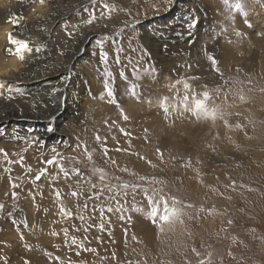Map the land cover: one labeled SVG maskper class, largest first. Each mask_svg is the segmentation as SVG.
Instances as JSON below:
<instances>
[{
  "label": "rangeland",
  "instance_id": "rangeland-1",
  "mask_svg": "<svg viewBox=\"0 0 264 264\" xmlns=\"http://www.w3.org/2000/svg\"><path fill=\"white\" fill-rule=\"evenodd\" d=\"M92 5L77 10L69 32L107 24L106 31L89 41L68 80L89 102L98 80L112 92L100 98L102 130L79 124L58 152L35 153L49 158L32 180L42 164L18 162L25 173L10 178L0 197L7 206L0 208V264H264V12L234 8L231 22L206 41L212 23L223 24L212 0ZM201 38L211 44L219 80L190 82L186 69H175L173 60L191 47L200 51ZM171 50L166 69L155 59ZM140 70L153 79L154 110L135 120L127 98ZM184 80L190 89L178 83ZM205 91L214 120L191 110ZM164 201L179 210L169 222L159 219Z\"/></svg>",
  "mask_w": 264,
  "mask_h": 264
},
{
  "label": "bare ground",
  "instance_id": "bare-ground-1",
  "mask_svg": "<svg viewBox=\"0 0 264 264\" xmlns=\"http://www.w3.org/2000/svg\"><path fill=\"white\" fill-rule=\"evenodd\" d=\"M52 1L57 2V5ZM212 1L215 6L214 12L216 11L219 19L223 20V27L221 24L218 26V22L212 23L207 37H205L206 34L202 36L207 38L206 41H212L218 30L224 29L231 22L235 8L232 5L237 2L236 0H229V3L226 4L225 0ZM92 2L93 0H0V82L4 84V87L0 88V150H3L0 151V197L5 192L10 178L16 176L18 171L19 176L25 173L16 167L20 160L25 159L32 165L42 164L40 170L29 173L32 180L37 173L46 168V162L49 158L48 156L36 157L35 153H53L59 150L78 131L77 125L79 124L87 129L102 130L100 119L103 118L101 116L103 110L100 98L105 93L108 94V91L100 86L101 80L97 81L99 84L94 87L92 92V96H96L97 99L90 102L88 101V92L85 90L84 92L73 91V79L68 80L71 66L79 57L87 53L88 48L86 46L88 43L92 42L96 35L106 31L107 24L105 27L81 28L80 31L78 30L73 34L69 32L68 28H71L77 10L81 9L85 12L94 10L95 7ZM239 2L242 5L241 9H245V12H251L249 10H252L253 7L256 10L260 9L261 13L264 12V0H256L254 3L252 0H239ZM152 3L155 2L151 1L150 4ZM251 4L253 6L248 7ZM154 5L152 4L153 7H155ZM93 7L94 9H92ZM96 8L99 9L100 16L103 18L104 10L101 11L99 6ZM13 16L18 19V23L10 22V18ZM9 33L15 38L27 40L32 51L24 53L22 59L19 55L10 54L7 51L12 47L8 41ZM143 35L144 41L149 44L151 34L144 33ZM199 40L200 42H195L197 46L201 47L200 51L198 52L196 49L197 52H195L194 46L189 50L186 48L188 51L183 60H173L175 67H177L175 69L177 72L186 69L188 72L187 80L190 82H193L192 80L210 82L219 80L214 65L206 56V53L212 55L211 44L205 45L202 38ZM71 47L73 50L69 52ZM175 51L163 52L164 55L157 56L155 60L164 68L170 69L172 62L171 60L169 62L166 55L174 54ZM100 54L102 55V53ZM101 58L104 59L102 56ZM133 74V88H129L130 93L127 99L130 103L128 112H131L136 120L142 114L148 116L153 112L154 106L150 102L154 97V91L151 88L153 79L148 75L145 76L142 70ZM109 81L102 80L106 83ZM9 96L12 98L9 99ZM143 100L146 102L143 105L134 103ZM67 112H69L68 115ZM180 112L177 110L175 115H179ZM73 114L74 116L69 118ZM114 114L118 116L120 111L114 110ZM146 127L152 134L153 129L150 120H148ZM49 128L52 131H48ZM148 138L151 139V137ZM30 148L32 152L28 151ZM56 162L50 167V171L56 170L59 164ZM47 178L44 176L42 182L44 183ZM0 205L6 206L3 203Z\"/></svg>",
  "mask_w": 264,
  "mask_h": 264
},
{
  "label": "snow or ice",
  "instance_id": "snow-or-ice-1",
  "mask_svg": "<svg viewBox=\"0 0 264 264\" xmlns=\"http://www.w3.org/2000/svg\"><path fill=\"white\" fill-rule=\"evenodd\" d=\"M95 2H96V0H93V3H95ZM225 3L228 4L229 0H225ZM232 6L238 10L241 9V7H242L239 0H237V2ZM104 7L107 9V8H109V5L105 4ZM10 22L13 24H16V23H18V19L15 16H13L10 18ZM89 22H91V20ZM105 38H107V37H105ZM8 41L12 47L7 49V51L10 54L19 55L21 57V59L23 58L24 53L32 51V48H31V46L27 40L15 38L11 33L8 34ZM206 56H207V59L213 65H216L218 63V61L215 59V57L213 55H209L206 53ZM178 83H182L186 90L190 89V87H191V85L188 83L187 80L179 81ZM3 87H4V84L2 82H0V88H3ZM9 92H11V89H9ZM108 94L112 95V92L110 90H108ZM8 98L11 99L12 97L9 96ZM185 99H187V97H185ZM209 99H210L209 93L207 91L203 92L202 98L194 100V104H193V107L191 110L194 111L195 113H197L198 115H202L205 118H211L214 120L216 118V115H217V109H210L208 107L207 101ZM161 107L164 109L165 112L168 111L166 103H162ZM125 119H127L126 116H125ZM48 131H52V129L49 128ZM0 151H3V150H0ZM157 151L159 152V149ZM89 159H91V156H89ZM62 170H63V167H62ZM75 171L77 172V174L79 173L78 169H76ZM67 174L68 173L66 172L65 175H67ZM101 179H103V175H101ZM141 179H144V178L142 177ZM124 187H128V186L125 185ZM73 195H76V193H73ZM172 200H173V204L179 203L178 201L175 200V198H172ZM2 207H3V205H0V208H2ZM178 212H179V210L177 208H175V207L169 208L167 201H164V214L160 215L159 219L163 222H169L170 219H172L178 215ZM157 214H158V208L153 207L151 210V213H150V216L153 218V222H155V218H156ZM26 264H28V262H26Z\"/></svg>",
  "mask_w": 264,
  "mask_h": 264
}]
</instances>
